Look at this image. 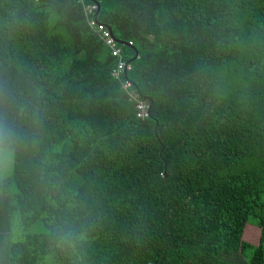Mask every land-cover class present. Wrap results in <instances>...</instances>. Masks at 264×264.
<instances>
[{"label":"trees","instance_id":"trees-1","mask_svg":"<svg viewBox=\"0 0 264 264\" xmlns=\"http://www.w3.org/2000/svg\"><path fill=\"white\" fill-rule=\"evenodd\" d=\"M0 147V264H264V0H0Z\"/></svg>","mask_w":264,"mask_h":264},{"label":"built area","instance_id":"built-area-1","mask_svg":"<svg viewBox=\"0 0 264 264\" xmlns=\"http://www.w3.org/2000/svg\"><path fill=\"white\" fill-rule=\"evenodd\" d=\"M96 6H92L89 10L95 9ZM91 26L96 25L95 31L100 36L101 40L103 41L104 45L108 48L111 55L116 59V66L112 71V75L115 78H119L122 73L130 70L131 66L123 57L122 48L118 46V42L111 33V31L101 24H97L95 21L90 22ZM123 90L127 93L130 100L134 102L135 109H136V116L139 119H145L149 116V106L146 104L145 101L139 98V94L137 91L132 87V84L125 80L122 83Z\"/></svg>","mask_w":264,"mask_h":264},{"label":"rangeland","instance_id":"rangeland-1","mask_svg":"<svg viewBox=\"0 0 264 264\" xmlns=\"http://www.w3.org/2000/svg\"><path fill=\"white\" fill-rule=\"evenodd\" d=\"M13 154L9 148L0 147V179L12 175ZM259 229L254 225L247 224L243 235V241L257 244L259 240Z\"/></svg>","mask_w":264,"mask_h":264},{"label":"water","instance_id":"water-1","mask_svg":"<svg viewBox=\"0 0 264 264\" xmlns=\"http://www.w3.org/2000/svg\"><path fill=\"white\" fill-rule=\"evenodd\" d=\"M98 8H99V6H98ZM137 56V52H136V55H135V57Z\"/></svg>","mask_w":264,"mask_h":264}]
</instances>
